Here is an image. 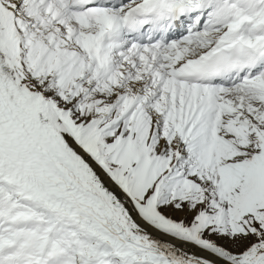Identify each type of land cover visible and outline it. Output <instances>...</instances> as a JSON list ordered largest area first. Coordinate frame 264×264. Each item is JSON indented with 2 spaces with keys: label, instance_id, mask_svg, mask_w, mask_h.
Wrapping results in <instances>:
<instances>
[{
  "label": "snow or ice",
  "instance_id": "snow-or-ice-1",
  "mask_svg": "<svg viewBox=\"0 0 264 264\" xmlns=\"http://www.w3.org/2000/svg\"><path fill=\"white\" fill-rule=\"evenodd\" d=\"M0 264H264V0H0Z\"/></svg>",
  "mask_w": 264,
  "mask_h": 264
}]
</instances>
